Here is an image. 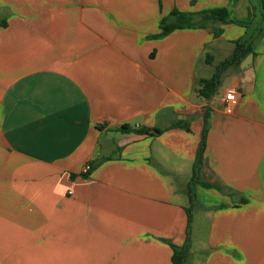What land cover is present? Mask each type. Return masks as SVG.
Wrapping results in <instances>:
<instances>
[{
	"label": "crops",
	"instance_id": "obj_1",
	"mask_svg": "<svg viewBox=\"0 0 264 264\" xmlns=\"http://www.w3.org/2000/svg\"><path fill=\"white\" fill-rule=\"evenodd\" d=\"M217 8L254 17L252 0H0V264H174L205 108L198 180L224 190L195 186L188 264H264V34L210 100L199 81L246 28L158 37L175 9Z\"/></svg>",
	"mask_w": 264,
	"mask_h": 264
},
{
	"label": "trees",
	"instance_id": "obj_2",
	"mask_svg": "<svg viewBox=\"0 0 264 264\" xmlns=\"http://www.w3.org/2000/svg\"><path fill=\"white\" fill-rule=\"evenodd\" d=\"M252 4L254 6V17L253 20L249 23L237 22L233 21L229 17L228 10L226 8H217L211 9L207 11H203L200 13H189V12H181L177 9L173 10V12L166 18H163L161 22L162 33L158 37H164L169 35L170 33L176 30L183 29H198V28H212V32L215 37L221 35L222 30L214 27L216 24L226 25V24H237L244 28H246V36L235 42V51L234 54L226 59L224 62L220 64L217 68L216 73L210 79H202L199 81L198 93L199 95L206 99L210 100L219 90L221 86V78L222 72L226 70L228 67L232 65H240L241 62L246 58L247 55L253 52V42L260 39L264 34V0H252ZM2 26H6V22H0ZM250 44V45H248ZM203 130L201 134V140L198 146L196 160L193 166V175L189 185L188 196L190 201V207L186 209L188 214L189 228L192 223V206L196 200V192L195 186L201 185L204 188L211 189L215 188L219 191H223L224 189L220 186L208 183H201L198 178L199 174L202 171V168L205 164V150L207 144V135L210 130V109L205 108L203 113ZM185 130L189 131V127L185 126ZM121 132H133L136 131L128 125H123L120 129ZM138 133H144L151 136L160 135L163 130L159 129H149L145 128L144 130H138ZM101 163L98 162L94 166H92L88 173L82 174L84 178H88L92 172L95 170L97 165ZM230 196H233V193H228ZM247 199H242L240 204H246ZM188 228V231H189ZM173 249V257L172 262L174 264H188L189 250H190V235L188 232V236L186 239V243L182 247H178L170 241H166Z\"/></svg>",
	"mask_w": 264,
	"mask_h": 264
},
{
	"label": "rangeland",
	"instance_id": "obj_3",
	"mask_svg": "<svg viewBox=\"0 0 264 264\" xmlns=\"http://www.w3.org/2000/svg\"><path fill=\"white\" fill-rule=\"evenodd\" d=\"M227 77V76H225ZM191 177V176H190ZM212 179V177H211ZM192 225H191V230H190V236L191 238L194 239V242H197L201 239H203V234L202 232L199 231V219L197 216V210L196 209H192ZM190 243H191V239H190Z\"/></svg>",
	"mask_w": 264,
	"mask_h": 264
},
{
	"label": "built area",
	"instance_id": "obj_4",
	"mask_svg": "<svg viewBox=\"0 0 264 264\" xmlns=\"http://www.w3.org/2000/svg\"><path fill=\"white\" fill-rule=\"evenodd\" d=\"M225 101L228 105L233 106L237 103V97L234 91L227 92L225 95ZM90 170V166L84 168L83 173L86 174Z\"/></svg>",
	"mask_w": 264,
	"mask_h": 264
},
{
	"label": "water",
	"instance_id": "obj_5",
	"mask_svg": "<svg viewBox=\"0 0 264 264\" xmlns=\"http://www.w3.org/2000/svg\"><path fill=\"white\" fill-rule=\"evenodd\" d=\"M253 54H250L241 64V68H245L246 66H248L252 60H253Z\"/></svg>",
	"mask_w": 264,
	"mask_h": 264
}]
</instances>
